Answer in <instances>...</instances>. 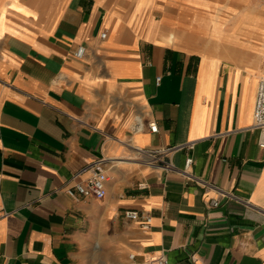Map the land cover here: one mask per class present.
<instances>
[{
    "label": "crops",
    "instance_id": "obj_1",
    "mask_svg": "<svg viewBox=\"0 0 264 264\" xmlns=\"http://www.w3.org/2000/svg\"><path fill=\"white\" fill-rule=\"evenodd\" d=\"M226 1L0 0V264H264V3Z\"/></svg>",
    "mask_w": 264,
    "mask_h": 264
},
{
    "label": "built area",
    "instance_id": "obj_2",
    "mask_svg": "<svg viewBox=\"0 0 264 264\" xmlns=\"http://www.w3.org/2000/svg\"><path fill=\"white\" fill-rule=\"evenodd\" d=\"M107 34L103 33L102 38H106ZM85 48L83 46L79 47L75 52L74 56L82 59L85 56ZM160 81V79H158ZM150 129L153 132L158 131V126L155 122L150 124ZM141 128L140 122L137 120L134 129L139 130ZM254 128L260 131V147L264 148V77L260 79L257 98L255 103V110H254ZM195 148V143H189L186 145L175 146L172 148H167L165 150H156L152 152H147L144 150H140L142 155H146L148 160L144 161V163L156 167H160L164 172L169 173L176 170V167L170 160H167L166 157L174 152L179 150H187L192 151ZM194 163V159L192 156L188 155L185 160V169L182 174L186 175L189 180H193L191 176L188 175V169L192 167ZM86 170L91 171V176L88 180L81 182L76 185L75 189L79 195L83 197H93L96 199H104L107 195V182L109 181V176L105 169V162L104 160H98L97 162L93 163L92 165L88 166ZM1 183V181H0ZM144 185L141 184L140 187L142 188ZM69 195L75 197V192L70 189L68 191ZM227 196L226 193H222ZM224 196V195H223ZM1 197V191H0ZM210 205L213 207H217L219 205V200H211ZM2 211L1 204H0V212ZM127 219L130 220H138L143 218L142 227L145 230H148L151 226V217L147 214H141L138 211H127L125 213ZM134 256L131 255V258ZM146 264H170L168 258L165 255L158 256Z\"/></svg>",
    "mask_w": 264,
    "mask_h": 264
},
{
    "label": "rangeland",
    "instance_id": "obj_3",
    "mask_svg": "<svg viewBox=\"0 0 264 264\" xmlns=\"http://www.w3.org/2000/svg\"><path fill=\"white\" fill-rule=\"evenodd\" d=\"M209 1H211V3H217V4H223V3L227 2L226 0H209ZM232 2L235 3V5L239 6V9H242V7H248V6H251V4L264 3V0H233ZM245 5H247V6H245ZM238 13H241V11H239ZM258 14H260V12H258ZM262 14H264V12ZM207 16L216 17L215 16V11L213 12V10H212V13L211 14L209 13ZM212 22H210V23L208 22V24H213ZM214 24H216V23H214ZM216 28L218 29V28H220V26L216 25ZM262 77H264V74L262 75Z\"/></svg>",
    "mask_w": 264,
    "mask_h": 264
}]
</instances>
